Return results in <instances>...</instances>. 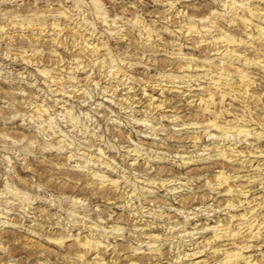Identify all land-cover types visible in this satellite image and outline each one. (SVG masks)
Segmentation results:
<instances>
[{"label": "rangeland", "instance_id": "374dc122", "mask_svg": "<svg viewBox=\"0 0 264 264\" xmlns=\"http://www.w3.org/2000/svg\"><path fill=\"white\" fill-rule=\"evenodd\" d=\"M0 264H264V0H0Z\"/></svg>", "mask_w": 264, "mask_h": 264}]
</instances>
